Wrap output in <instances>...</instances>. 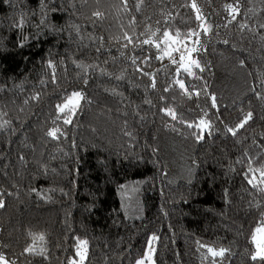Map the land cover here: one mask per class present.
I'll use <instances>...</instances> for the list:
<instances>
[{
    "label": "trees",
    "instance_id": "obj_1",
    "mask_svg": "<svg viewBox=\"0 0 264 264\" xmlns=\"http://www.w3.org/2000/svg\"><path fill=\"white\" fill-rule=\"evenodd\" d=\"M262 25L264 0H0V254L135 264L155 235V264H264Z\"/></svg>",
    "mask_w": 264,
    "mask_h": 264
},
{
    "label": "snow or ice",
    "instance_id": "obj_2",
    "mask_svg": "<svg viewBox=\"0 0 264 264\" xmlns=\"http://www.w3.org/2000/svg\"><path fill=\"white\" fill-rule=\"evenodd\" d=\"M193 8H196V4L193 2L192 4ZM229 11H230V15L232 16V20L236 19V15L239 12V9L237 6H234L233 4H227L225 6ZM197 19H203L202 16L199 15V9H197ZM96 16H100L101 13L96 12L95 13ZM244 27V26H242ZM262 27H264V25H262ZM208 29L205 28V31H207ZM179 35V33H177V36ZM190 35H192V33H190ZM165 40H172V37L170 36L169 33H165ZM198 42V41H197ZM144 43H151V41H144ZM172 43H177V41L172 40ZM225 43H227V41H225ZM157 47H159V45H156ZM174 51H179V49H174ZM191 51H196L195 48L191 49ZM165 55H169L170 53L165 52ZM183 55L181 56V64L180 66L184 68L185 71H189V66L185 65L183 62ZM175 63V61H173ZM190 64H195L196 67H199V64L195 61V60H191ZM177 83H179L180 88L184 89L185 85L183 84L182 81H177ZM153 87H155V84L153 83ZM82 99V96L79 92H74L70 97H68V99L66 100V102L63 105H59V111L60 112H65V110H68L69 115H71L72 113L75 112V109L79 106V101ZM212 102H213V107H215V97H212ZM166 114L171 115L173 119H175V113L172 112L171 110H165ZM252 118V113L249 112L247 114V116L245 117V119L238 125L239 128H243L245 124L248 123V121ZM71 120L70 119H66L65 123H70ZM200 125H203L204 127H209L210 125L204 121L201 120L200 121ZM189 127H193V125H188ZM228 131L230 133H232L233 135L236 134V131L232 128H229ZM59 132V129H53L51 130L48 135L52 136L53 138L57 137V133ZM203 137L200 136L198 137V139H202ZM261 177L264 178V171L261 172ZM254 179V177H253ZM250 184L253 183L252 179H249L248 181ZM262 182H264V179H262ZM264 190V189H262ZM4 207V201L3 199H0V208ZM256 233L260 234L259 237L256 234H253L252 236V241L255 244V248L256 251L251 255V259L253 261H256L257 259L259 260H264V227H260L256 229ZM40 240H43L44 237L40 236L39 237ZM78 239V244L76 246V257H78V259H71L68 261V264H84V261L87 258V245L88 242L86 240H79ZM157 239V237L153 236L149 242H148V252L146 253V255L137 260L136 264H146V261L148 262V264H153L152 261V253L154 252V248L152 247L153 242ZM201 247H204L203 245H201ZM26 253L32 254L35 252L34 247H28L24 250ZM228 250L227 249H219V250H215L213 248H208V253H210L211 257H212V264H216V258H223L226 254ZM207 258V257H206ZM0 264H15V261H9L3 254H0Z\"/></svg>",
    "mask_w": 264,
    "mask_h": 264
},
{
    "label": "rangeland",
    "instance_id": "obj_3",
    "mask_svg": "<svg viewBox=\"0 0 264 264\" xmlns=\"http://www.w3.org/2000/svg\"><path fill=\"white\" fill-rule=\"evenodd\" d=\"M191 51V48H190V50L188 49V53H187V55L189 54V52ZM73 94V93H72ZM71 94V95H72ZM70 95V96H71ZM69 96V97H70ZM68 99V98H67ZM66 99V100H67ZM66 100H64L60 105H63L65 102H66ZM180 179H181V177H179ZM182 179L183 180H185V181H189V179L190 178H188V176H183L182 177ZM260 227H264V223L260 226ZM259 227V228H260ZM254 234H256L258 237H259V235L260 234H258V233H256V231L254 232ZM153 236H155V235H152L150 238H149V240L153 237ZM156 237V236H155ZM149 242V241H148ZM252 243H253V241H252ZM253 246H254V251H253V253L256 251V248H255V244L253 243ZM152 247L154 248V252L152 253V261H153V264H155V259H154V253H155V248H156V240L153 242V244H152ZM148 252V243H147V246H146V248H145V251H144V253H143V255L141 256V257H139L137 260H139V259H141V258H143L145 255H146V253ZM73 259H78V257H74ZM136 260V261H137ZM10 261V260H9ZM136 261H135V264H136ZM146 264H148V262L146 261Z\"/></svg>",
    "mask_w": 264,
    "mask_h": 264
}]
</instances>
